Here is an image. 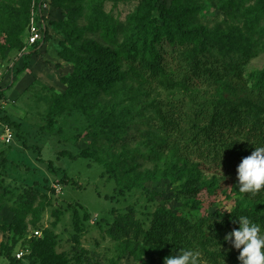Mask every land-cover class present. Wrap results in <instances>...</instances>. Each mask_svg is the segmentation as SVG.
Listing matches in <instances>:
<instances>
[{
    "label": "rangeland",
    "instance_id": "374dc122",
    "mask_svg": "<svg viewBox=\"0 0 264 264\" xmlns=\"http://www.w3.org/2000/svg\"><path fill=\"white\" fill-rule=\"evenodd\" d=\"M39 1H30L28 24L21 41L25 45L29 37L27 29L34 26L42 37L38 41L42 46L31 56L26 68L23 69V57L33 52V48L27 45L24 49L11 47L14 41L0 28L2 251L10 248L15 261L20 259L23 264H29L25 259L30 253L29 239L39 238L44 229H49L57 238L56 253L67 256L68 264H153L150 254L132 257L109 238L106 230L114 219L113 212L131 213L144 230H150L153 214L170 211L177 224L181 221L193 230L198 227L201 239L195 238V246L186 247L172 242L174 236L167 237L168 241H157V249H174L175 254L181 249L199 250L201 264H241L238 259L240 251L231 242H226L225 236L239 228V215L248 216L264 228V191L256 195L241 193L237 179L241 162L232 159L238 155L250 156L255 147L260 146L261 136L243 126L228 137L225 144L215 143L213 149L227 152L226 167L216 166L210 157L198 158L201 148L185 118L191 113L190 107H177L178 114H175L168 104L183 98L194 106L198 104L211 110L219 99L216 84L222 82L226 87L224 97L236 105L230 117H245L250 123L257 116L264 123V105H261L263 111L256 114L254 108L260 105L256 101V91L252 90L255 75L264 80V19L250 39V56L236 55L232 60L237 61L238 67L227 61V66L223 67L219 62L218 77L214 65V77L207 76V83L198 71L191 70L194 67V59L189 57L192 47L188 52L178 44H171L166 35L156 47L166 52V58L173 62L155 84L129 76L126 74L128 67L119 64L118 72L125 73L123 80L120 74H114L118 81H108L111 88L106 86L107 92L100 97L113 117L120 116L117 113L121 106L126 110L121 121L116 122L119 134L116 133L117 142L114 141L113 145L117 144L120 157L129 161V168L121 177L132 181L135 186L120 194L101 164L94 159L78 157L81 151L89 148L105 155L102 143L93 140L92 128L85 115L78 111L55 115L54 130H43L54 97L65 91L62 79L73 71V64L60 55L72 59L83 55L82 50L90 40L101 46L107 45L89 29L86 21L89 12L84 7L89 0H77L76 5L84 10L80 16H74L75 27L72 28L64 25L68 16L54 9L51 0H42L41 8L37 5ZM142 1L101 0V10L108 18L124 24ZM153 1L157 6L186 9L185 28L213 33L215 36L211 35L209 40L222 38L219 33L224 30H243L245 23L239 12L232 16L223 13L218 0ZM2 10L8 8L2 6ZM153 17L157 25L162 24L158 12H154ZM45 35L46 42L42 43ZM262 93L264 95V90ZM247 109L252 110L246 112ZM183 129H189L185 130L187 138L181 134ZM198 129L199 136L211 138L210 131ZM101 131L107 134L109 129ZM8 132L12 135L9 141ZM62 151L69 152L74 158L62 157L59 154ZM49 162L58 169L57 173L48 170ZM73 208L80 217L84 214L89 217L82 220L83 231L77 236L78 244L73 241ZM56 210L60 211V219L53 227ZM16 220L25 226L22 235L14 231ZM0 264H8L1 254Z\"/></svg>",
    "mask_w": 264,
    "mask_h": 264
},
{
    "label": "trees",
    "instance_id": "16d2710c",
    "mask_svg": "<svg viewBox=\"0 0 264 264\" xmlns=\"http://www.w3.org/2000/svg\"><path fill=\"white\" fill-rule=\"evenodd\" d=\"M30 1L0 0V28L9 36L10 40L14 41L11 43V47L24 49L26 46V44L23 45L21 37L28 24V6ZM76 2L77 0H51L50 2L54 9L68 16L64 25L69 28L75 27L74 16H80L84 10L76 5ZM218 2V7L223 13L232 16L233 13L239 12L245 23L243 30H224L219 33L222 38L216 39L214 37L209 40L211 35L215 36L213 33L203 29L192 31L185 28L186 9L181 10L176 6L170 8L163 5L157 6L153 0H143L137 9L126 18L125 23L121 24L108 18L102 12L101 0L87 1L84 7L89 12L86 16L89 29L93 34L99 35L107 45L101 46L99 43L90 40L87 41V46L82 50L83 55L79 54L78 57H73L74 59H72L69 56L59 54L73 64V71L71 75L62 79V83L66 85L65 91L54 97L53 104L48 112L47 123L43 126V130L46 132L54 130L53 118L55 115H62L65 112L70 113L72 111H78L85 115L89 126L92 128L93 140L97 143L98 141L102 143V152L105 155L102 156L96 149L89 148L81 151L78 157L94 159L101 164L108 179L113 180L120 194L123 191L130 190L135 186L134 183L121 177V174H124V171L129 168V161L122 159L118 153L117 144L113 145L114 141L117 142L115 139L116 133L119 134L116 129V122L121 121L126 110L121 106V109L119 108L120 111L117 113L120 116L115 117V115L113 117L111 112L105 109L100 96L102 93L107 92L106 86L111 88L107 82L117 79L118 76L114 74H120L118 66L121 63L128 67L126 74L129 76L133 75L144 79L150 85L159 81L163 74L168 72V65L173 62L166 58V52H162L156 47V45L161 43V39L165 35L171 44L175 46L178 44V46L184 47L186 51L192 47L193 56L191 54L189 57H193L194 67L191 70L192 72L198 71L205 83L209 81L206 78L207 76L214 77L212 72L214 65L217 66L215 76L218 77L219 62L223 67L227 66V62L238 67L237 61L232 59L238 54L250 56V39L254 36L255 31L264 19V0H218ZM37 5L41 8L43 5L42 0ZM2 6L7 7L8 10L3 11ZM154 12L159 13L162 21L161 25H157L156 19L153 17ZM44 39L42 43L46 42V35ZM40 45V42H36L30 46L33 48V52L31 51L24 55L23 69L30 63L31 56L38 53ZM23 69L21 70L23 71ZM123 74L125 73L120 74L121 81L123 80ZM252 80L254 84L252 90L256 91L258 96L256 101H259L260 105L254 110L256 114H260L259 111H263L262 106L264 105V95H262L264 80L262 76L257 77V75ZM216 85L219 99L216 106L211 110L202 108L198 104L195 105L196 108L191 101H185L183 98L171 101L168 106L170 111L175 114H178L175 109L177 107H190L191 113L186 114L185 118L186 122L190 124L191 134L194 133V140L201 148L198 158L210 157L213 164L225 168L227 152L213 149L215 143L225 144L228 137L233 136L240 128L246 126L247 130H251L255 135L261 136L259 144L260 146L264 145V123H261L257 116H255L256 120L252 119L250 123L247 122L245 117H238L236 114L235 119L230 117L236 105L234 103L231 104L224 97L223 93L226 90L224 84L218 82ZM249 110L252 109H247L246 112ZM5 120L8 121L7 119ZM105 128L109 129L107 134H103L101 131ZM198 128L210 131L212 133L211 138L199 136L197 133L199 131ZM183 130L181 134L187 138L185 130L189 129ZM118 142H121V139ZM36 152L39 153V150ZM59 154L62 157L74 158L69 152L62 151ZM244 157L238 155L237 157L234 156L232 160L237 158L242 162ZM48 170L52 173L58 172V169L54 168L51 162L48 164ZM53 216L54 223L52 225L54 227L60 219V211H54ZM113 216L114 219L106 230L109 238L119 243L134 258L150 254L149 258L153 264H164L166 257L176 255V250L174 249L164 251L157 249V241L163 242L162 239L167 240V237L174 236L171 241L176 242V245L180 244L181 246L190 247L195 246L193 243L195 238L201 239L198 227L194 230L189 225L185 227V223L180 220V224H177L176 217L170 211L153 214V219L151 220L152 228L150 230H144L142 224L131 213L120 214L113 212ZM88 218L87 214L80 217L76 208H73L72 225L75 231L73 236L75 244L79 243L77 236L83 231L82 220ZM14 231L22 235L25 231V226L19 220H16ZM39 236L41 237H33L28 241L30 253L25 259L29 260V264L69 263L67 256L56 253L57 238L52 230L44 229ZM2 249L3 245H0V254L5 257L8 264H23L22 260L18 259L15 261L13 259L10 248H6L4 251ZM204 254L206 253L204 252ZM75 256L77 257V255Z\"/></svg>",
    "mask_w": 264,
    "mask_h": 264
},
{
    "label": "clouds",
    "instance_id": "9594fccd",
    "mask_svg": "<svg viewBox=\"0 0 264 264\" xmlns=\"http://www.w3.org/2000/svg\"><path fill=\"white\" fill-rule=\"evenodd\" d=\"M238 188L241 193L256 195L264 191V145L256 146L252 154L237 168ZM239 228L225 236L226 242L240 251L241 264H264V229L246 215L238 216ZM164 264H201V253L181 249L165 258Z\"/></svg>",
    "mask_w": 264,
    "mask_h": 264
},
{
    "label": "built area",
    "instance_id": "2783aa9c",
    "mask_svg": "<svg viewBox=\"0 0 264 264\" xmlns=\"http://www.w3.org/2000/svg\"><path fill=\"white\" fill-rule=\"evenodd\" d=\"M27 31H28V35H29V37H28V39H27V41L25 43L27 46H32L36 42H38L39 40H41L42 37L37 32V30H36V28L34 26L28 27ZM11 137H12V135L10 134V132H8L7 133V140L9 141L11 139Z\"/></svg>",
    "mask_w": 264,
    "mask_h": 264
}]
</instances>
